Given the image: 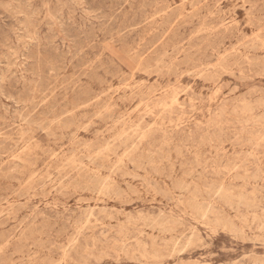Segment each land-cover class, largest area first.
Wrapping results in <instances>:
<instances>
[{
  "label": "rangeland",
  "instance_id": "1",
  "mask_svg": "<svg viewBox=\"0 0 264 264\" xmlns=\"http://www.w3.org/2000/svg\"><path fill=\"white\" fill-rule=\"evenodd\" d=\"M263 46L264 0H0V264H264Z\"/></svg>",
  "mask_w": 264,
  "mask_h": 264
},
{
  "label": "bare ground",
  "instance_id": "2",
  "mask_svg": "<svg viewBox=\"0 0 264 264\" xmlns=\"http://www.w3.org/2000/svg\"><path fill=\"white\" fill-rule=\"evenodd\" d=\"M35 1H36V0H35ZM41 1H42V0H41ZM43 1H44V0H43ZM186 2H187V0H186ZM204 2H205V1H204ZM196 3H197V2H196ZM56 5H57V4H56ZM144 5H145V4H144ZM191 5H192V4H191ZM182 6H183V5H182ZM64 7H65V6H64ZM183 7H184V6H183ZM49 9H50V7H49ZM142 11H145V10H142ZM118 16H119V15H118ZM213 17H214V16H213ZM110 23H111V22H110ZM112 25H113V24H112ZM200 25H201V24H200ZM113 26H114V25H113ZM148 27H149V26H148ZM199 27H200V26H199ZM109 30H110V28H109ZM128 33H129V32H128ZM108 36H109V35H108ZM197 36H198V35H197ZM195 37H196V36H195ZM122 38H123V37H122ZM156 39H157V38H156ZM95 40H96V39H95ZM123 40H124V39H123ZM123 40H121V42H122ZM97 42H98V41H97ZM144 42H145V41H144ZM114 44H116V43H114ZM120 44H121V43H120ZM123 44H125V43H123ZM126 45H127V44H126ZM149 45H150V44H149ZM139 47H140V46H139ZM263 47H264V46H263ZM147 48H148V47H147ZM243 48H244V47H243ZM90 49H91V48H90ZM245 49H246V48H245ZM254 49H255V48H254ZM256 49H257V48H256ZM132 50H133V49H132ZM130 52H131V51H130ZM128 53H129V52H128ZM79 54H80V53H79ZM166 55H167V54H166ZM170 55H171V54H170ZM171 56H172V55H171ZM157 57H158V56H157ZM156 59H157V58H156ZM47 60H48V59H47ZM158 60H160L159 57H158ZM161 60H162V59H161ZM40 61H42V58L40 59ZM45 61H46V60H45ZM49 61H50V60H49ZM173 61H174V60H173ZM77 62H78V60H77ZM141 62H142V61H141ZM151 62H152V61H151ZM182 62H183V61H182ZM186 62H187V61H186ZM40 63H41V62H40ZM40 63H39V64H40ZM42 63H44V62H42ZM71 63H72V62H71ZM49 64H50V63H49ZM68 64H69V63H68ZM99 64H100V63H99ZM84 65H86V64H84ZM150 65H151V64H150ZM63 66H64V65H63ZM49 67H50V66H49ZM82 67H83V66H82ZM158 67H159V66H158ZM158 67H157V68H158ZM162 67H164V66H162ZM171 67H172V66H171ZM51 68H52V67H51ZM66 68H67V67H66ZM74 68H75V67H74ZM77 68H78V67H76V69H77ZM49 69H50V68H49ZM158 69H159V68H158ZM53 70H54V69H53ZM63 70H65V69H63ZM99 70H100V69H99ZM51 71H52V70H51ZM137 71H138V70H137ZM59 72H60V71H59ZM197 72H198V71H197ZM149 73H150V72H149ZM167 73H168V72H167ZM40 74H41V73H40ZM56 74H57V73H55V75H56ZM50 76L52 77V75H50ZM53 76H54V75H53ZM119 76H120V75H119ZM191 76H192V75H191ZM44 77H45V76H44ZM145 77H146V76H145ZM49 78H50V77H49ZM63 78H64V77H63ZM67 79H68V78H65L64 80H67ZM72 79H73V78H72ZM52 80H53V79H52ZM62 80H63V79H62ZM76 80H77V78H76ZM78 80H79V79H78ZM60 81H61V80H60ZM122 81H123V80H122ZM46 82L48 83V81H46ZM65 82H66V81H65ZM73 82L75 83L76 81H73ZM99 82H100V81H99ZM155 82H156V81H155ZM1 83H2V81H1ZM47 83H46V84H47ZM71 83H72V82H71ZM170 83H171V82H170ZM196 83H197V82H196ZM44 84H45V83H44ZM32 85H33V84H32ZM168 85H169V84H168ZM55 86H56V85H55ZM42 87H44V86H42ZM46 87H47V86H46ZM67 87H68V86H67ZM30 88H31V87H30ZM140 88H141V87H140ZM38 89H39V88H38ZM41 89H42V88H41ZM44 89H45V88H44ZM131 89H133V88H131ZM167 89H169V88H167ZM61 90H63V87L61 88ZM67 90H68V88H67ZM67 90H66V91H67ZM124 90H125V89H124ZM28 91H29V90H28ZM36 91H37V89H36ZM36 91H35V92H36ZM164 91H165V90H164ZM40 92H41V91H40ZM110 92H112V91H110ZM148 92H150V91H148ZM2 93H3V92H2ZM10 93H11V92H10ZM17 93H18V92H17ZM43 93H44V92H43ZM73 93H74V92H73ZM130 93H131V92H130ZM132 93H133V92H132ZM143 93H144V92H143ZM161 93H162V92H161ZM173 93H174V92H173ZM26 94H27V93H26ZM74 94H75V93H74ZM156 94H157V93H156ZM167 94H168V93H167ZM34 95H35V94H34ZM42 95H43V94H42ZM47 95H48V94H47ZM49 95H51V94L49 93ZM162 95H163V94H162ZM168 95H169V94H168ZM171 95H172V94H171ZM31 96H32V95H31ZM51 96H52V95H51ZM65 96H66V95H65ZM177 96H178V95H177ZM44 97H45V96H44ZM117 97H118V96H117ZM149 97H150V96H149ZM172 97H173V96H172ZM174 97H175V95H174ZM174 97H173V98H174ZM23 98H24V97H23ZM25 98H26V97H25ZM47 98H48V97H47ZM52 98H53V97H52ZM79 98H80V97H79ZM82 98H83V97H82ZM150 98H151V97H150ZM42 99H43V98H42ZM44 99H45V98H44ZM83 99H84V98H83ZM160 99H161V98H160ZM168 99H169V98H168ZM210 99H211V98H210ZM45 100H46V99H45ZM76 100H77V99H76ZM76 100H75V101H76ZM81 100H82V99H81ZM33 101H34V100H33ZM40 101H41V100H40ZM54 101H55V100H54ZM54 101H53V102H54ZM169 101H170V100H169ZM174 101H175V99H174ZM174 101L171 100L172 104H173ZM176 101H177V100H176ZM28 102H29V101H28ZM191 102H192V101H191ZM210 102H211V101H210ZM32 103H33V102H32ZM39 103H40V102H39ZM46 103H47V102H46ZM83 103H84V102H83ZM215 103H216V102H215ZM33 104H34V103H33ZM41 104H42V103H41ZM44 104H45V103H44ZM174 104H175V103H174ZM54 105H55V104H54ZM176 105H177V103H176L174 106H176ZM42 106H44V105H42ZM137 106H138V105H137ZM140 106H141V105H140ZM156 106H158V104H156ZM160 106H161V105H160ZM165 106H166V105H165ZM177 106H178V105H177ZM40 107H41V106H40ZM48 107H49V106H48ZM146 107H147V106H146ZM163 107H164V106H163ZM166 107H168V105H167ZM34 108H35V106H34ZM41 108H42V107H41ZM41 108H40V109H41ZM102 108H103V107H102ZM168 108H169V107H168ZM170 108H171V107H170ZM179 108H180V107H179ZM36 109H37V108H36ZM43 109H44V108H43ZM51 109H53V108H51ZM135 109H136V107H135ZM152 109H153V108H152ZM183 109H184V107H183ZM49 110H50V109H49ZM145 110H146V109H145ZM147 110H148V109H147ZM163 110H164V109H163ZM30 111H31V109H30ZM149 111H151V110H149ZM152 111H153V110H152ZM63 112H64V111H63ZM66 112H67V111H66ZM135 112H136V111H135ZM135 112H134V113H135ZM143 112H144V111H143ZM27 113H28V112H27ZM100 113H101V112H100ZM144 113H147V112H144ZM51 114H52V112H51ZM61 114H62V113H61ZM109 114H110V113H109ZM142 114H143V113H142ZM46 115H47V114H46ZM138 115H139V114H138ZM144 115H146V114H144ZM170 115H171V114H170ZM43 116H44V115H43ZM92 116H93V115H92ZM153 116H154V115H153ZM171 116H172V115H171ZM184 116H185V115H184ZM24 117H25V116H24ZM44 117H45V116H44ZM50 117H51V115H50ZM66 117H67V116H66ZM71 117H72V116H71ZM102 117H104V116H102ZM117 117H118V116H117ZM129 117H130V116H129ZM189 117H191V116H189ZM189 117H188V119H189ZM13 118H14V117H13ZM55 118H56V117H55ZM90 118H91V117H90ZM178 118H179V117H178ZM184 118H185V117H184ZM124 119L126 120V118H124ZM137 119H138V117H137ZM137 119H136V120H137ZM156 119H157V118H156ZM217 119H219V118H217ZM22 120H23V119H22ZM64 120H65V119H64ZM99 120H101V119H99ZM129 120H130V119H129ZM179 120H181V118L177 119V121H179ZM23 121H26V120L24 119ZM27 121H29V119H28ZM46 121H48V120H46ZM158 121H159V120H158ZM161 121L163 122V120H161ZM54 122H55V121H54ZM59 122H60V121H59ZM59 122H58V125H59ZM130 122H131V121H130ZM155 122H156V121H155ZM162 122H161V123H162ZM179 122H180V121H179ZM195 122H196V121H195ZM27 123H28V122H27ZM138 123H139V122H138ZM177 123H178V122H177ZM16 124H17V123H16ZM25 124H26V123H25ZM55 124H56V123H55ZM91 124H92V123H91ZM117 124H118V123H117ZM126 124H127V123H126ZM156 124H157V123H156ZM162 124H163V123H162ZM164 124H165V123H164ZM199 124H200V123H199ZM40 125H41V124H40ZM45 125H46V122H45ZM128 125H129V124H128ZM130 125H132V124H130ZM142 125H143V123H142ZM153 125H154V124H153ZM169 125H170V123L168 124V126H169ZM218 125H219V124H218ZM37 126H38V125H37ZM43 126H44V125H43ZM52 126H54V125H52ZM62 126H63V125H61V127H62ZM91 126H92V125H91ZM133 126H134V125H133ZM138 126H139V124H138ZM154 126H155V125H154ZM157 126H158V125H157ZM182 126H183V125H182ZM18 127H19V126H18ZM66 127L68 128V126H66ZM130 127H131V126H130ZM134 127H135V126H134ZM152 127H153V126H152ZM166 127H167V125H166ZM88 128H89V127H88ZM138 128H139V127H138ZM150 128H151V127H150ZM150 128H149V129H150ZM158 128H159V127H158ZM176 128H177V127H176ZM40 129H41V128H39V130H40ZM131 129H132V128H131ZM21 130H22V129H21ZM82 130H83V129H82ZM90 130H91V129H90ZM140 130H141V129H140ZM152 130H153V129H152ZM169 130H170V129H169ZM30 131H32V130H30ZM41 131H42V130H41ZM120 131H121V129H120ZM123 131H124V130H123ZM34 132H35V131H34ZM61 132H62V131H61ZM77 132H79V131H77ZM132 132L134 133V131H132ZM137 132L139 133V131H137ZM143 132H145V131H143ZM122 133H123V132H122ZM148 133H149V130H148ZM5 134H7V133H5ZM49 134H50V132H49ZM67 134H68V133H67ZM124 134H125V133H124ZM126 134H127V133H126ZM150 134H151V133H150ZM208 134H209V133H208ZM116 135H117V134H116ZM119 135H120V134H119ZM163 135H164V133H163ZM165 135H166V134H165ZM2 136H3V135H2ZM19 136H20V135H19ZM23 136H24V135H23ZM66 136H67V135H66ZM121 136H122V135H121ZM132 136H133V134H132ZM135 136H136V135H135ZM137 136H138V135H137ZM148 136H149V135H148ZM21 137H22V136H21ZM53 137H54V136H53ZM112 137H113V136H112ZM117 137H118V136H117ZM150 137H151V136H150ZM22 138H23V137H22ZM62 138H63V137H62ZM64 138H65V137H64ZM67 138H68V137H67ZM134 138H136V137H132V139H134ZM140 138H141V137H140ZM1 139H3V138H1ZM15 139H16V138H15ZM65 139H66V138H65ZM65 139H64V140H65ZM117 139H118V138H117ZM9 140H10V139H9ZM11 140H12V139H11ZM16 140H17V139H16ZM30 140H31V139H30ZM137 140H138V139H137ZM18 141H19V140H18ZM22 141H23V140H22ZM106 141H107V140H106ZM113 141L116 142V139H115V140L113 139ZM113 141H112V142H113ZM121 141H123V140H121ZM124 141H125V143H126L127 140H124ZM139 141H141V139L138 140V142H139ZM145 141H146V139H145ZM60 142H61V140H60ZM83 142H84V141H83ZM115 142H114V143H115ZM73 143H74V142H73ZM130 143H131V142H130ZM140 143H141V142H140ZM140 143H139V144H140ZM166 143H167V142H166ZM4 144H5V143H4ZM23 144H24V143H23ZM28 144H29V143H28ZM122 145H123V144H122ZM122 145H120V146H122ZM126 145H127V144H126ZM132 145H133V144H132ZM140 145H141V144H140ZM76 146H77V145H75V147H76ZM90 146H91V145H90ZM130 146H131V145H130ZM134 146H136V145L134 144ZM149 146H150V145H149ZM125 147H126V146H125ZM131 147H132V146H131ZM140 147H141V146H140ZM151 147H152V146H151ZM0 148H2V147H0ZM108 148H109V147H108ZM112 148H113V147H112ZM119 148H120V147H119ZM137 148H138V147H137ZM137 148L135 147V150H136ZM149 148H150V147H149ZM233 148H234V147H233ZM3 149H4V148H3ZM27 149H28V148H27ZM76 149H77V148H76ZM84 149H85V148H84ZM89 149H91V147H90ZM89 149H88V150H89ZM115 149H116V148H115ZM121 149H122V147H121ZM133 149H134V147H133ZM1 150H2V149H0V151H1ZM8 150H9V149H8ZM49 150H50V149H49ZM49 150H48V151H49ZM104 150H106V148H105ZM126 150H127V149H126ZM130 150H131V149H130ZM130 150H129V151H130ZM197 150H198V149H197ZM211 150H212V148H211ZM11 151H12V149H11ZM46 151H47V150H46ZM51 151H53V150L51 149ZM51 151H49V152H51ZM89 151H90V150H89ZM89 151H88V152H89ZM98 151L100 152L101 149L98 150ZM108 151H111V149L108 150ZM124 151H125V149H124ZM129 151H127V152L129 153ZM142 151H143V150H142ZM142 151H141V152H142ZM188 151H189V150H188ZM4 152H6V151H4ZM79 152H81V151H79ZM82 152H83V151H82ZM125 152H126V151H125ZM160 152H161V151H160ZM252 152H253V151H252ZM22 153H23V152H22ZM47 153H48V152H47ZM84 153H85V152H84ZM97 153H98V152H97ZM109 153H110V152H109ZM135 153H136V152H134V154H135ZM145 153H147V152H145ZM171 153H172V152H171ZM65 154H66V153H65ZM67 154H68V153H67ZM69 154H70V153H69ZM89 154H90V153H89ZM95 154H96V153H94L93 155H95ZM110 154H112V152H111ZM122 154H125V153H122ZM122 154H121V155H122ZM147 154H149V153H147ZM153 154H154V153H153ZM162 154H163V152H162ZM180 155H181V154H180ZM211 155H212V154H211ZM249 155H251V154H249ZM72 156H74L73 153H72ZM98 156H99V155H98ZM113 156H114V155H113ZM122 156H123V155H122ZM122 156L120 157V159H124L125 156H124L123 158H122ZM126 156H127V154H126ZM138 156H139V155H138ZM150 156H151V155H150ZM152 156H153V155H152ZM154 156H155V155H154ZM166 156H167V155H166ZM252 156H253V155H252ZM50 157H51V156H50ZM54 157H56V156H54ZM88 157H89V158H92V157H90L89 155L87 156V158H88ZM99 157H100V156H99ZM105 157H107V156H105ZM105 157H104V158H105ZM114 157H115V156H114ZM179 157H181V156H179ZM257 157H259V156H257ZM70 158H71V157H70ZM84 158H85V157H84ZM87 158H85V159H86V160H89V159H87ZM129 158H130V157H129ZM9 159H10V158H9ZM34 159H35V158H34ZM34 159H33V160H34ZM61 159H62V158H61ZM99 159H100V158H99ZM105 159H106V158H105ZM120 159H119V160H120ZM165 159H166V158H165ZM199 159H200V158H199ZM215 159H216V158H215ZM82 160H84V159H82ZM97 160H98V159H97ZM100 160H101V159H100ZM117 160H118V159H117ZM117 160H116V161H117ZM125 160H127V159L125 158ZM137 160H138V159H137ZM140 160H141V158H140ZM168 160H169V159H168ZM177 160H178V159H177ZM66 161H68V160H66ZM66 161H65V162H66ZM89 161H90V160H89ZM102 161H103V160H102ZM107 161H108V160H107ZM107 161H106V162H107ZM114 161H115V160H114ZM151 161H152V159H151ZM151 161H150V162H151ZM175 161H176V160H175ZM62 162H63V161H62ZM94 162L96 163V159H95ZM132 162H133V161H132ZM140 162H141V161H140ZM173 162H174V161H173ZM86 163H87V162H86ZM92 163H93V162H92ZM103 163H104V162H102V166L104 165ZM122 163H123V162H122ZM148 163H149V161H148ZM180 163H181V162H180ZM62 164H63V163H62ZM65 164H66V163H65ZM119 164H120V163H118V165H117V164H115V165H117V167H119ZM162 164H163V163H162ZM162 164H161V165H162ZM172 164H173V163H172ZM112 165H113V164H112ZM140 165H141V164H140ZM152 165H153V164H152ZM161 165H160V166H161ZM200 165H201V163H200ZM50 166H51V165H50ZM68 166H69V165H68ZM84 166H85V165H84ZM92 166H94V165H92ZM121 166H122V164H121ZM121 166H120V168H121ZM147 166H148V165H147ZM147 166H146V167H147ZM214 166H215V165H214ZM48 167H49V166H48ZM109 167H110V166H109ZM139 167H140V166H139ZM182 167H183V166H182ZM198 167H199V166H198ZM247 167H248V165H247ZM14 168H15V167H14ZM45 168H46V167H45ZM110 168H111V167H110ZM120 168H119V169H120ZM122 168H123V167H122ZM122 168H121L120 170H122ZM164 168H165V167H164ZM63 169H64V168H63ZM158 169H159V167H158ZM158 169H157V170H158ZM236 169H238V168L236 167ZM115 170H116V169H115ZM132 170H133V169H132ZM138 170L141 171V169H138ZM145 170H146V169H145ZM157 170H156V171H157ZM213 170H214V169H213ZM41 171H42V170H41ZM94 171H95V170H94ZM106 171H107V170H106ZM117 171H118V170H117ZM117 171H116V173H117ZM153 171H154V170H153ZM47 172H48V171H47ZM118 172H119V171H118ZM142 172H143V171H142ZM173 172H174V171H173ZM197 172H198V171H197ZM215 172H216V171H215ZM231 172H232V171H231ZM20 173H22V172H20ZM26 173H27V172H26ZM26 173H24V174H26ZM79 173H80V172H79ZM91 173H93V172H91ZM111 173H112V172H111ZM155 173H156V172H155ZM201 173H202V172H201ZM246 174H247V173H246ZM248 174H249V173H248ZM46 175H47V174H46ZM49 175H50V174H48V176H49ZM59 175H60V174H59ZM244 175H245V174H244ZM10 176H12V175H10ZM21 176H23V175H21ZM42 176H43V175H42ZM92 176H93V175H92ZM198 176H199V174H198ZM198 176H197V177H198ZM252 176H253V175H252ZM12 177H13V176H12ZM50 177H52V176H50ZM95 177H98V176L95 175ZM126 177H127V176H125L124 178H126ZM129 177H130V176H129ZM134 177H135V176H134ZM200 177H201V176H200ZM3 178H4V177H3ZM31 178H34V176L31 177ZM99 178H102V177H99ZM156 178H157V177H156ZM20 179H21V178H20ZM65 179H66V178H65ZM103 179H104V178H102V180H103ZM108 179H109V178H108ZM137 179H138V178H137ZM200 179H201V178H200ZM18 180H19V179H18ZM92 180H93V179H92ZM92 180L90 181L91 183H92ZM102 180H101V182H102ZM153 180H154V179H153ZM172 180H173V179H172ZM194 180H195V179H194ZM197 180H198V178H197ZM242 180H244V178H243ZM96 181H97V179H96ZM105 181H108V180L106 179ZM109 181H110V179H109ZM201 181H203V180L201 179ZM227 181H228V180H227ZM17 182H18V181H17ZM59 182H60V180H59ZM62 182H63V181H62ZM93 182H94V181H93ZM110 182H111V181H110ZM112 182H113V181H112ZM182 182H183V181H182ZM230 182H231V181H230ZM47 183H48V182H47ZM99 183H100V182H99ZM103 183H104V182H103ZM103 183H102V184H103ZM107 183H108V182H107ZM107 183L105 182L104 184L107 185ZM144 183H145V182H144ZM146 183H147V181H146ZM34 184H35V183H34ZM63 184H64V183H63ZM63 184H61V185H63ZM74 184H75V183H74ZM77 184H78V182H77ZM96 184H97V183H96ZM147 184H148V183H147ZM195 184H196V183H195ZM58 185H60V184L58 183ZM78 185H79V184H78ZM88 185H89V184H88ZM88 185H85V187L88 186ZM92 185H93V184H92ZM98 185H99V184H98ZM142 185H143V184H142ZM186 185H187V184H186ZM29 186H30V185H29ZM33 186H34V185H33V183H32V186H30V187H33ZM67 186H70V184H69V185L67 184ZM95 186H96V185H95ZM108 186H109L108 188L112 187V185H111V186L108 185ZM125 186H126V185H125ZM148 186H149V185H148ZM151 186H152V185H151ZM25 187H26V186H25ZM58 187H59V186H58ZM71 187H72V185H71ZM85 187H84V188H85ZM90 187H91V186H90ZM92 187H93V186H92ZM100 187H101V186H100ZM102 187H103V186H102ZM116 187H117V186H116ZM180 187H181V184H180ZM195 187H196V185H195ZM197 187H198V186H197ZM42 188H43V187H42ZM44 188H45V187H44ZM66 188H67V187H66ZM88 188H89V187H88ZM104 188H107V187L105 186V187H103V189H104ZM129 188H130V187H129ZM153 188H154V187H153ZM198 188H199V187H198ZM55 189H57V188H55ZM71 189H72V188H71ZM76 189H77V188H76ZM112 189H114V188H112ZM112 189H111V190H112ZM180 189H181V188H180ZM184 189H185V187H184ZM184 189H182V190H184ZM211 189H212V188H211ZM219 189H220V188H219ZM35 190H36V189H35ZM58 190H59V189H58ZM60 190H61V189H60ZM99 190H100V189H99ZM109 190H110V189H109ZM116 190H117V189H116ZM118 190H120V188H119ZM185 190H187V192H188L189 188L187 187V189H185ZM197 190H198V189H197ZM207 190H208V189H207ZM209 190H210V189H209ZM73 191H76V190H73ZM81 191H82V190H81ZM94 191H95V190H94ZM102 191H103V190H102ZM193 191H194V190H193ZM199 191H200V190H199ZM205 191H206V190H205ZM121 192H123V191H121ZM160 192H161V191H160ZM181 192H183V191H181ZM187 192H186V193H187ZM217 192H218V191H217ZM219 192H220V190H219ZM99 193H100V192H99ZM99 193H97V194H99ZM104 193H106V191H105ZM107 193H108V190H107ZM107 193H106V194H107ZM116 193H117V192H116ZM155 193H156V192H155ZM210 193H211V190H210ZM212 193H213V192H212ZM212 193H211V194H212ZM223 193H224V192H223ZM50 194H51V193H50ZM59 194H60V193H59ZM100 194H101V193H100ZM100 194H99V195H100ZM114 194H115V193H114ZM184 194H185V192H184ZM193 194H194V193H193ZM215 194H216V193H215ZM217 194H218V193H217ZM227 194H229V192H228ZM103 195H104V194H103ZM103 195H102V196H103ZM134 195H135V194H134ZM182 195H183V194H182ZM218 195H219V194H218ZM221 195H222V194H221ZM221 195H219V196H221ZM224 195H226V194H223L222 196H224ZM104 196H105V195H104ZM107 196H109V195H107ZM107 196H106V197H107ZM116 196H117V195H115L114 197H116ZM120 196H121V195H120ZM219 196H218V197H219ZM245 196H246V195H245ZM14 197H15V196H14ZM64 197H65V196H64ZM181 197H182V196H181ZM232 197L234 198V196H232ZM251 197H252V196H251ZM254 197H255V196H254ZM118 198H120V197H118ZM192 198H193V197H192ZM195 198H196V197H195ZM224 198H226V196H225ZM112 199H113V198H112ZM115 199H116V198H115ZM239 199H240V198H239ZM197 200H198V199H197ZM222 200H223V199H222ZM243 200H244V197H243ZM243 200H242V201H243ZM174 201H175V200H174ZM178 201H179V200H178ZM203 202H205V201H203ZM247 202H248V201H247ZM247 202H246V203H247ZM249 203H250V202H249ZM239 204L242 206V204L240 203V200H239ZM243 204H245V203H243ZM252 204H253V203H252ZM240 205H239L238 207H240ZM198 206H199V205H198ZM203 206H205V205H203ZM247 206H248V205H247ZM1 207H2V206H1ZM151 207H152V205H151ZM256 207H257V206H256ZM209 208H210V207H208V210H207V211H209ZM212 208H213V207H212ZM205 209H206V206H205ZM237 209H238V208H237ZM237 209H236V210H237ZM87 210H88V209H87ZM102 210H103V209H102ZM198 210H199V209H198ZM198 210H197V211H198ZM202 210H203V209H201V211H202ZM247 210H248V209H247ZM105 211H106V210H105ZM105 211H103V214L105 213ZM207 211L205 210V212H207ZM223 211H224V209H223ZM193 212H195V211H193ZM199 212H200V211H199ZM202 212H203V211H202ZM205 212H204V213H205ZM91 213H92V212H91ZM204 213H203V214H204ZM209 213H211V211H210ZM101 214H102V211H101ZM201 214H202V213H201ZM207 215H208V212H207ZM93 216H94V215H93ZM162 216H163V215H162ZM90 217H92V216H90ZM90 217H89V218H90ZM94 217H95V216H94ZM94 217H93V218H94ZM85 218H86V217H85ZM89 218H88V219H89ZM95 218L98 219V217H95ZM157 218H159V216H158ZM160 218L163 219V217H160ZM86 219H87V218H86ZM86 219H85V220H86ZM88 219H87V220H88ZM90 219H91V218H90ZM200 219H201V216H200ZM228 219H229V218H228ZM87 220H86V221H87ZM102 220H103V219H102ZM160 220H161V219H160ZM164 220H165V219H164ZM164 220H163V221H164ZM169 220H170V219H169ZM169 220H168V221H169ZM47 221H48V220H47ZM88 221H89V220H88ZM88 221H87V222H88ZM168 221H167V222H168ZM208 221H209V220H208ZM87 222H86V223H87ZM127 222H128V221H127ZM140 222H142V221H140ZM140 222H139V223H140ZM156 222H157V221H156ZM156 222H155V223H156ZM158 222H159V221H158ZM175 222H176V221H175ZM206 222H207V221H206ZM82 223H83V222H82ZM95 223L97 224V222H95ZM130 223H131V222H130ZM134 223H135V222H134ZM149 223H150V222H149ZM163 223H164V222H163ZM163 223H159V224L161 225V224H163ZM169 223H170V222H169ZM231 224L233 225V223H231ZM231 224H230V225H231ZM85 225H86V224H85ZM91 225H92V224H91ZM105 225H106V224H105ZM147 225H148V224H147ZM156 225H157V224H156ZM160 225H159V226H160ZM165 225H166V223H165ZM209 225H210V223H209ZM95 226H96V225H95ZM149 226H150V225H148V227H149ZM159 226H157V227H159ZM163 226H164V225H163ZM166 226H168V225H166ZM172 226H173V225H172ZM99 227H100V226H99ZM101 227H102V226H101ZM103 227H104V225H103ZM105 227H106V226H105ZM150 227H151V226H150ZM153 227H154V226H153ZM157 227H156V228H157ZM223 227H224V226H223ZM32 228H33V227H32ZM83 228H85V227H83ZM87 228H88V227H87ZM95 228H96V227H95ZM97 228H98V227H97ZM122 228H123V227H122ZM145 228H146V227H145ZM159 228H160V227H159ZM262 228H263V227H262ZM90 229H92V228H90ZM147 229H149V228H147ZM63 230H64V229H63ZM87 230H88V229H87ZM95 230H96V229H95ZM149 230H150V229H149ZM165 230H166V229H165ZM233 230H234V229H233ZM239 230H240V229H239ZM59 231H60V230H59ZM112 231H113V230H112ZM159 231H160V230H159ZM159 231H158V233L161 232V231H160V232H159ZM169 231H171V230H169ZM222 231H223V230H222ZM79 232H80V231H79ZM87 232H88V231H87ZM223 232H224V231H223ZM261 232H262V230H261ZM31 233H32V232H31ZM82 233H83V232H82ZM106 233H108V232H106ZM168 233H169V232H168ZM77 234H78V233H77ZM79 234H81V233H79ZM239 234H240V233H239ZM120 235H121V234H120ZM78 236H80V235H78ZM82 236H83V235H82ZM106 236H107V235H106ZM106 236L104 235V238H106ZM124 237H125V236H124ZM192 237H193V235H192ZM194 237H196V236H194ZM125 238H126V237H125ZM175 238H177V237H175ZM182 238H183V237H182ZM182 238H180V240H181ZM110 239H111V238H110ZM121 239H122V238H121ZM185 239H186V238H185ZM188 239H190V238L188 237ZM126 240H128V239H126ZM174 240H175V239H174ZM178 240H179V238H178ZM180 240H179V241H180ZM73 241H74V239H73ZM118 241H119V240H118ZM123 241H124V240H123ZM123 241H122V242H123ZM179 241H178V242H179ZM182 241H183V240H182ZM186 241H187V240H186ZM105 242H106V241H105ZM105 242H102V243H105ZM125 242H126V241H125ZM128 242H129V241H128ZM128 242H126V244H127ZM152 242H153V241H152ZM168 242H171V240L168 241ZM183 242H184V241H183ZM250 242H252V241H250ZM73 243H75V241H74ZM73 243H72V244H73ZM94 243H95V242H94ZM174 243H175V242H174ZM188 243H189V242H188ZM188 243H187V244H188ZM116 244H118V243H116ZM119 244L121 245V243H119ZM139 244H140V242H139ZM179 244H180V243H179ZM187 244H186V245H187ZM43 245H44V244H43ZM95 245H96V244H95ZM123 245H124V244H123ZM166 245H168V244H166ZM175 245H177V244H175ZM186 245L184 246V248L186 247ZM70 246H71V245H70ZM72 246H74V244H73ZM117 246H118V245H117ZM141 246H142V245H141ZM144 246H146V248H147V245H144ZM178 246H179V245H178ZM178 246H177V247H178ZM182 246H183V245H182ZM182 246H181V247H182ZM118 247H119V246H118ZM124 247H125V246H124ZM137 247H139V246H137ZM168 247H169V245H168ZM179 247H180V246H179ZM71 248H72V247H71ZM93 248H95V247H93ZM119 248H120V247H119ZM169 248H170V247H169ZM182 248H183V247H182ZM43 249H44V248H43ZM81 249H82V248H81ZM83 249H84V248H83ZM114 249H115V248H114ZM125 249H126V248H125ZM141 249L143 250V248H141ZM139 250H140V249H139ZM183 250H184V249H183ZM102 251H103V250H102ZM122 251H123V250H122ZM171 251H172V250H171ZM181 251H182V250H180V252H181ZM68 252H69V249H68ZM88 252H90V251H88ZM119 252H120V251H119ZM172 252H173V251H172ZM175 252H176V250H175ZM66 253H67V252H66ZM122 253H123V252H121V254H122ZM154 253H155V252H154ZM178 253H179V252H177V254H178ZM182 253H183V251H182ZM33 254H34V253H33ZM173 254H174V252H173ZM13 255H14V254H13ZM82 255H83V254H82ZM82 255H81V256H82ZM101 255H103L102 252H101ZM104 255H105V254H104ZM135 256H136V255H135ZM68 257H69V256H68ZM155 257H156V256H155ZM158 257H159V256H158ZM158 257H157V258H158ZM132 258H133V257H132ZM154 259H156V258H154ZM81 260H82V259H81ZM133 260H134V259H133ZM51 264H52V263H51Z\"/></svg>",
  "mask_w": 264,
  "mask_h": 264
}]
</instances>
